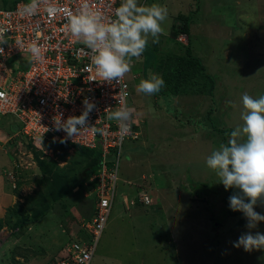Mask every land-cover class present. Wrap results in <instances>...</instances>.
I'll return each instance as SVG.
<instances>
[{
    "label": "rangeland",
    "instance_id": "374dc122",
    "mask_svg": "<svg viewBox=\"0 0 264 264\" xmlns=\"http://www.w3.org/2000/svg\"><path fill=\"white\" fill-rule=\"evenodd\" d=\"M12 2L0 0V7L10 8ZM138 2L157 3L168 9L170 23L164 24L167 33L175 16L190 14L193 50L215 79L214 97L137 94L135 89L142 79L143 61L150 58V48H146L147 55L143 53L134 60L126 79L130 86L129 104L136 111L133 126L141 134L123 143L114 206L90 264H264V250L245 252L242 247L233 246L249 229L246 223H237L239 214L225 215L227 204L223 197L232 194L219 189V177L206 165V158L223 143L221 138L225 135L228 140L229 133L242 123V95H264V0ZM179 36L186 41L185 36ZM167 40L168 34L161 35L157 46L164 50ZM145 68L146 79L152 71L146 63ZM210 106L216 128L204 129L205 108ZM175 112L180 115L176 117ZM188 116L194 120L186 121ZM10 120V116L0 119V216L44 185L43 181L37 182L40 175L33 157L36 148L32 149L31 144L47 153L42 157H52L60 166L73 150L69 149L65 160H60L63 150L48 147L46 142L61 141L57 138L45 135L39 143H33L22 136L9 137L14 132L8 127ZM18 178L21 184L17 187ZM193 186L199 187L196 190L200 200H191L189 194L196 191ZM144 192L155 198L151 206L137 203L124 210L122 199L125 205L130 201L123 196L137 198ZM75 197L73 192L72 216L92 209L90 198ZM63 210L61 204H56L19 235L11 236L3 228L0 263L44 264L61 253V245L68 240L62 232L63 223L68 222ZM255 210L264 215V206L258 205ZM252 231L264 233V222ZM13 249L18 253L11 258Z\"/></svg>",
    "mask_w": 264,
    "mask_h": 264
},
{
    "label": "built area",
    "instance_id": "2783aa9c",
    "mask_svg": "<svg viewBox=\"0 0 264 264\" xmlns=\"http://www.w3.org/2000/svg\"><path fill=\"white\" fill-rule=\"evenodd\" d=\"M28 2H17L12 8L0 7V27L8 29L6 35L10 36L9 44L0 46L4 48V54L0 55V116H11L17 122L18 130L9 137L20 135L39 143L40 138L49 135L88 147L101 143L102 165L90 178L95 181L97 210L90 221L82 223L89 239L63 247V255L53 263L90 264L116 193L123 143L128 138L136 139L141 131L133 126L135 111L127 127L108 118L122 103L129 106L130 86L126 76L121 82L112 84L88 81L91 78L85 71L90 63L88 50L66 34L67 20L63 12L50 17L41 6L37 14L24 15L23 8ZM51 3L75 13L84 0H51ZM88 4L101 11L106 20H111L115 18L120 0H88ZM178 39L181 40V36ZM32 42L43 48L42 63L30 62L26 48ZM22 54L27 55L26 59ZM85 98L96 104L89 124L98 131L82 130L75 139H66V133L54 130V120L61 115L64 120L79 116ZM107 161H112L110 167Z\"/></svg>",
    "mask_w": 264,
    "mask_h": 264
},
{
    "label": "clouds",
    "instance_id": "9594fccd",
    "mask_svg": "<svg viewBox=\"0 0 264 264\" xmlns=\"http://www.w3.org/2000/svg\"><path fill=\"white\" fill-rule=\"evenodd\" d=\"M41 6L50 17H55L58 13L63 12L67 20L64 26L66 34L75 43L83 45L88 50L90 63L85 66V71L91 77L88 81L107 84L121 82L131 72L134 60L141 58L149 41L157 44L161 35L168 34L164 24L165 22L170 23L168 9L164 5L157 3L140 5L138 0H120V4L115 10V18L111 20H106L101 11L90 7L88 0H84L79 11L75 13L57 7L51 3V0H29L23 8L22 14L35 15L40 11ZM8 31V29L0 27V46L9 44L10 36L6 35ZM26 51L30 55V62L42 63L44 61L43 48L38 43L28 44ZM3 54L4 48L0 47V55ZM165 86L166 82L162 76L150 73L148 78L140 80L135 91L137 94L153 96ZM228 103L232 104V101H228ZM242 107L243 111L240 116L242 123L229 133L227 143H221L218 148L212 151L206 158V165L219 177V183L223 184L225 190H235L229 197V207L234 212H241L247 221L246 228L249 231L241 234L238 240L233 242V246L242 247L245 252H252L264 250V233L252 231L261 222H264V215L255 210L258 205L264 206V95L253 98L244 93ZM95 109L96 104L85 98L81 114L69 116L66 120L62 118V115L59 116V119L54 120V130L66 133V139H75L82 130L98 131L89 124L90 113ZM134 111L126 103H122L120 107L109 113L108 118L115 120L121 127H127V122L132 119ZM2 117L6 116H0V119ZM7 124L10 127L17 126V129L10 135L18 130L17 122L14 119L8 121ZM118 181L119 176L117 184ZM77 189L75 187L74 191ZM144 196L147 197V200L144 199ZM115 197L116 193L107 220L113 209ZM124 197L130 201L129 205H125L122 199L123 208L126 211L137 203L151 206L150 203L154 200L146 192L142 195L138 194L137 198ZM96 210L97 206L90 211L94 213ZM92 216L90 219H85L84 215H66L68 222L63 223L62 232L68 235V240L63 247L72 242H82L77 232L85 230L82 223L90 221ZM58 254L59 257L62 255V253Z\"/></svg>",
    "mask_w": 264,
    "mask_h": 264
},
{
    "label": "trees",
    "instance_id": "16d2710c",
    "mask_svg": "<svg viewBox=\"0 0 264 264\" xmlns=\"http://www.w3.org/2000/svg\"><path fill=\"white\" fill-rule=\"evenodd\" d=\"M17 2L26 3V0H13L12 6L10 8H12ZM190 20V14L185 15L180 13L175 16V21L169 30L168 40L166 41L167 43L164 50H161L157 44L149 42L147 47L150 48V58H148V60L145 58L143 61L144 69L142 72V79H145L146 76V63L151 69L152 73L159 74L166 82V86L160 91L161 94H167L172 98L177 97L179 94L183 96L191 94L197 95L198 97L208 96L210 99H213L215 79L211 73H208L206 65L197 55L198 52L193 50L194 47L192 46L190 36ZM180 34L185 36V42L178 39ZM147 54L148 52L145 50L144 55ZM13 60L14 58L10 59L11 62H13ZM129 107L134 109L131 104H129ZM171 109L172 111H178L177 108ZM212 112V106L205 108L204 122L202 124L204 129L208 128V126L216 128V124L210 116ZM175 115L177 117L180 114L176 113ZM190 119V116H188L186 121L194 120ZM0 126H2L1 122ZM217 130L224 131L218 128ZM221 139L223 143H227L228 141L225 135ZM46 142L48 147H53L54 149L59 148L63 150V153L59 155L60 160H65L66 155H69L68 150L73 148L70 157H68V161H66L64 165L60 166L56 159L47 155L42 157V154L46 153L41 152V150H34L33 157L37 163L36 170L40 175V179H37V182L43 181L44 185L43 187L37 188L34 194L25 195L23 201H17L14 205L6 209L4 214L0 216V232L3 228H5L10 231L11 236L19 235L24 230H26L30 223L44 216L56 204H61L62 208L64 209V214L71 216L70 208L73 207V204L75 203L73 198H71L73 192H76L75 198L79 196H82L85 199L90 198L92 209H95L97 203V199L93 191V187H95V181L90 180V178L102 165L101 161L103 160V151L100 146L101 143L97 142V146L88 147L68 141ZM30 146H32V149L36 148L35 146L33 147L32 144ZM106 163L110 167L112 161H107ZM13 171L15 172V170ZM18 180L19 178L15 180L17 187L21 184ZM75 187L78 189L74 191ZM181 187L183 190H187L189 193V189L185 187V185H181ZM203 187L205 188V186ZM222 188L225 190L223 184L219 183V189ZM193 189L198 190L199 187H194ZM197 190L194 194H189L191 200H200ZM213 190H217V188ZM14 191H17L16 187H14ZM204 191L205 190H203V192ZM227 191L233 195L235 190L229 189ZM87 193L88 195L86 196ZM223 200L227 204L226 212H224L225 215L229 214V216H238L239 214L237 223H247L241 212H234L230 209L229 196H224ZM92 215L93 211H86L84 214L85 219H90ZM77 233V235L82 240L89 239L87 233H85V230H79ZM64 244L65 243H63L61 247H63ZM16 253L18 252L13 249L11 258H14ZM61 253L63 255L64 248L61 249ZM58 259L59 255L57 253L56 256L53 258L51 257L44 264H51L56 262Z\"/></svg>",
    "mask_w": 264,
    "mask_h": 264
},
{
    "label": "water",
    "instance_id": "95a60500",
    "mask_svg": "<svg viewBox=\"0 0 264 264\" xmlns=\"http://www.w3.org/2000/svg\"><path fill=\"white\" fill-rule=\"evenodd\" d=\"M11 128H12V130H16L17 129V126L12 125Z\"/></svg>",
    "mask_w": 264,
    "mask_h": 264
},
{
    "label": "crops",
    "instance_id": "0c3cea01",
    "mask_svg": "<svg viewBox=\"0 0 264 264\" xmlns=\"http://www.w3.org/2000/svg\"><path fill=\"white\" fill-rule=\"evenodd\" d=\"M143 178V177H142ZM153 199H155V198H153Z\"/></svg>",
    "mask_w": 264,
    "mask_h": 264
}]
</instances>
